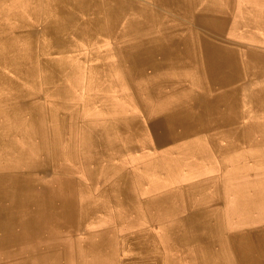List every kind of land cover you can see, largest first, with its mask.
Returning a JSON list of instances; mask_svg holds the SVG:
<instances>
[{"label": "rangeland", "instance_id": "1", "mask_svg": "<svg viewBox=\"0 0 264 264\" xmlns=\"http://www.w3.org/2000/svg\"><path fill=\"white\" fill-rule=\"evenodd\" d=\"M0 1V133L4 130L0 142L13 141L19 152L17 161L9 159L10 162L0 166V171L18 172L24 189L18 195L17 207L7 214L15 220L0 229V264L3 260L6 264H118L119 259L133 255L134 248L128 245L139 233L151 234L161 244L160 254H167L168 248L163 247L166 221L177 217L164 204L163 194L170 188L167 180L173 179L172 172L182 170L177 168L180 159H186L183 165H190L199 151L180 147V144L170 146L172 141H162L159 136L156 139L161 142L150 144L152 138L143 132L138 135L113 132L98 136L113 122L116 124L130 115L135 116L138 103L129 94L132 88L144 89L147 85L143 78L140 79L144 74L133 75L128 71L127 63L121 61L122 48L135 42L130 34H118L128 18L119 21L116 31L112 32L105 26L107 20L102 0L76 6L72 5L75 0ZM140 1L138 6H145L146 15L148 11H154L156 17L146 20L137 8L130 12L129 18L135 14L134 19L148 26L147 31L135 39L148 40V37L166 34L188 36L192 41L188 50L181 54L173 52L166 59L172 66L178 64L177 69L188 67L191 74L187 73L183 78L199 85L204 57L195 50L193 42L198 41L202 29L194 27L198 25L190 19L198 0H167L157 4H152L154 0ZM254 2L248 4V8L242 1L241 5L251 15L259 16L253 25L264 31V0ZM239 8L241 10V6ZM48 26L56 32L54 37ZM241 37L227 31L225 38L238 40ZM262 38L264 40V34ZM49 66H54L56 71L52 76L48 73ZM177 78L175 73L171 75L172 84ZM176 85L177 82L174 88ZM173 106L178 105L171 103L168 107ZM25 107L30 108L25 110ZM159 110H167V106ZM147 113L149 108L138 117L148 122ZM30 117L37 122V130L29 126ZM173 139L179 142L181 137L173 136ZM120 176L124 182L116 181ZM251 191L253 195L246 202V207L251 210L248 212L247 209L246 216L240 207L235 210L236 217L231 221L236 226H252L264 221V169L252 170ZM67 203L73 206V219L66 218L64 206ZM6 205L9 207L10 203ZM29 219H33V223L24 224ZM54 242L67 248L62 259H52L55 260L52 262L48 261L49 257L40 258L42 262L37 263L35 258H23L33 250L43 252ZM188 250L194 251L186 247L185 252L189 253ZM180 253L182 250L177 255ZM170 259L167 264H173ZM180 260L181 257L178 264H217L195 257L184 263Z\"/></svg>", "mask_w": 264, "mask_h": 264}, {"label": "bare ground", "instance_id": "2", "mask_svg": "<svg viewBox=\"0 0 264 264\" xmlns=\"http://www.w3.org/2000/svg\"><path fill=\"white\" fill-rule=\"evenodd\" d=\"M139 1L138 0H102L104 4L105 16L107 20L105 26L108 30L115 32L117 28V23L123 19L128 18L126 20V24L123 26L122 29H120L118 34L123 36L130 34L133 36L135 42L129 46H124L122 48L123 50L121 52L122 54L121 61L127 63L128 71L130 73H133V75L135 73L140 75L144 74L140 79L143 78V80L147 82V85H144L146 86L144 89L143 88L134 89L131 87L132 91L130 92L129 95L133 101H137L138 103V107L136 108L135 111V116L130 115L129 117L123 118L121 121L116 122V124L115 122H113V125L104 127V132L100 131V133H98V136H101L104 133L112 134L113 132H118L121 134L126 133L127 135H136V134L138 135V133L143 132L145 133V135L152 138L150 144L153 145H156V141L161 142L160 140L162 139V141H167V140L172 141L170 143L171 144L170 146H175V144H180V147L186 146V148L190 147V150L193 151L198 150L199 153L197 154L195 161L194 162L187 161L190 163V165H183V161H186V159L184 160L180 159V165H177V168H180L182 170L172 172L173 175L171 177H173V179L167 180V182L170 184L172 182L175 181L177 182L181 180L183 177H185L186 179L189 178L187 180L188 182H185L183 185H179L182 186L181 190H177V188H174L172 194L171 191L170 192L167 191L169 193L168 195L171 196L185 195L187 197H191L194 195L197 196L198 194L199 195L206 194L205 193V189H207L206 184L209 181H207L208 178L204 176L206 174L203 171L193 169L195 168V166L193 165L195 164L196 161H200V162L203 161L209 164L210 166H213L214 164L219 162L218 158H221L222 156L230 153L231 151H235L236 153H238L239 151V153L242 155L240 156V158L237 157L236 161L233 162L236 166H240L238 164L239 162L242 166L251 164L253 169L255 168H258V170L264 169V40L262 38L264 31L263 30L261 31V28H257L258 26L253 25V21L256 20L259 16L256 17L255 16L256 14L251 15V12L246 11L245 8H243L241 5V1H242L244 2L245 7L248 8V4L253 3L254 0H198L196 5L194 6L193 16L190 17V19H193L195 23L198 25L194 27L202 29V31L198 35L199 36L198 41L193 43L195 50L198 51V53H200L204 57V61L202 63L200 70L201 83L199 85L194 84L191 79L183 78L185 74L187 73H188L187 75L191 74V70H189L188 67L184 66L185 68L179 67L177 69L178 64L177 65L174 64L172 66V63H170L169 60L166 59L167 58L166 56L173 54V52L174 53L178 52L177 54H181V52L188 50V44L189 43L192 44V41L188 36H184V34L183 36H176L177 34H174L175 36L166 34L165 36L158 35V37H156L157 35H155V37L151 39H149L148 37V40L135 39V37L137 38L141 33L144 34V32L147 31L146 29H148V26L146 27V25H143L142 22L140 23L137 19H134L135 14L134 16L129 18L130 12L136 10L137 8L139 13L146 20H151L154 17H156L154 11L147 10L148 12L146 15L145 10H143L145 9V6L144 5H143L144 7L142 5L138 6ZM163 1L166 2L167 0H154L152 4L162 3ZM85 2H88L90 4L92 3V0H75L74 4L72 3L71 4L76 6V5H81ZM235 6L238 7L237 10L234 9ZM240 6H241V10L239 8ZM180 14L182 15V13ZM262 18L264 21V13ZM262 27L264 29V23L262 24ZM47 29L49 30V26ZM49 31L50 32L52 31L53 37L54 35H56V32L53 29ZM227 31L228 32L232 31L235 32L236 34L238 33L242 35V37L238 40L226 39L225 37ZM249 35H251V37H247ZM255 38L258 41H256ZM26 47L27 46H25V48ZM158 56L161 58H157ZM49 67H50L49 69L50 71L48 73L49 75L52 76L54 73H56V71L54 70V66H49ZM108 71L110 72V70ZM173 73H175L178 76V78L176 79L177 88H174L175 87L174 84L176 82L172 84L171 75ZM12 81L14 80L12 79ZM128 85L131 86L130 83H128ZM138 85H142V84H138ZM171 103L177 104L178 106L168 107L169 104ZM163 106H167V110L161 112L159 109L162 108ZM29 108L30 107L27 108L25 107V110ZM145 108H149V113H147L149 118L148 122H145V120L142 119V117H138L140 116V113L144 112ZM6 113L7 111L5 110L4 114ZM143 121L146 124L142 123ZM29 122H30L29 126L31 128H34V130H37V125H36L37 122L34 121L32 117H30ZM2 125H5V123L3 122ZM1 133L3 134L4 130H2ZM206 134L211 136L208 137L202 136ZM158 136L161 139L159 140L156 139V137ZM173 136L174 137L180 136L181 137L180 141L178 142V139H173ZM184 151H186V149H184ZM18 153L19 152L13 146V141L3 144L0 142V156H1L0 166L2 164L10 162L9 159H11L12 161H17ZM167 155H171V154H167ZM3 156H6L5 161H2ZM17 173L18 172L11 173V172L0 171V229L1 228L5 229L6 226L8 227L7 225L8 223H13V221L15 220V218H11V216L7 214L11 209L14 208V206L15 208L17 207L16 201L17 198L19 197L18 195L20 194V191L24 190L22 186V181L19 180V178L17 177L18 176ZM217 178L218 177L215 176L214 178H212V181L213 179L215 180ZM116 179H118L116 181L119 182L125 181L122 178V176ZM208 180H210V178ZM214 191L215 188L211 190V192L208 194L216 195L217 192ZM248 192L250 193V191ZM248 192L247 194H249ZM122 194L124 193L122 192ZM252 195L253 194L251 191L250 195L243 196L240 201L241 207L238 206V208L240 207L243 210L245 216L247 215L246 213L248 209V207H246L247 205L246 202L247 200L249 201L251 199ZM166 198H167V193L165 192L163 194L165 206H167ZM7 202L10 203L9 205L10 208L7 207L6 205ZM169 203H170L169 208L174 213L175 210H179L178 213L179 214L181 213L180 215L185 213L181 217L178 218L173 217L171 220L168 219L166 221V225H165L166 229H164L165 244L163 245V247H167L169 252H174L177 249H181V248L183 249V247L187 245L189 246V244L195 246L197 243L198 244L203 243L204 245L207 244L212 245L216 242V238H217L216 231L219 230L220 226L225 225L224 223L225 220L222 224L223 218L220 217L221 213H219L217 210L212 212L209 211L210 209H214V207L217 205L215 206L213 205L209 209H202L200 207H197L196 206L197 204L194 205L195 207L194 206L192 207L189 201L188 202L185 201L183 203L181 202H169ZM57 205H59V203ZM199 205L202 207L203 203L201 202L199 203ZM250 210L251 209H248V212H250ZM64 211L66 212V218L73 219L74 214H73L72 204L67 203L64 206ZM213 214L221 219L219 218L215 219V217H213ZM75 222L77 223V221ZM32 223H33V219H29L24 224H32ZM263 227H264V221L257 225L248 226L246 228L247 233L245 234L238 233L235 234V236L233 235V237L227 235L228 236L227 241H229V245L230 242L231 243L234 242L235 244L233 245L236 251L235 258L238 261H241V263L238 262L239 264H264V228ZM132 239L133 240H131L128 246L134 248L133 255L129 258L119 259L118 264H162V262L167 264L166 262H168L170 258L169 252L167 254L164 253V255L160 254L161 244L155 241L151 234L139 233L136 237H132ZM6 240L5 242H7ZM227 248L228 247H226V250ZM66 250L67 248L62 243L54 242L48 244L46 250L43 249V252L39 253L36 250H33L30 252L28 256H24L23 258H35V261H37V263H41L42 261L40 260V258L48 259L49 257L50 259H48V261L53 262L55 260L52 259H56V260L62 259L63 258L62 255L66 253ZM93 259L95 260V258ZM169 262H172V260L170 259ZM228 262H222V263L227 264ZM3 264H6L5 260H3Z\"/></svg>", "mask_w": 264, "mask_h": 264}, {"label": "crops", "instance_id": "3", "mask_svg": "<svg viewBox=\"0 0 264 264\" xmlns=\"http://www.w3.org/2000/svg\"><path fill=\"white\" fill-rule=\"evenodd\" d=\"M202 136L208 137L211 135L206 134ZM213 137H216V136H213ZM194 138H197V137H194ZM241 155L242 154H240L239 151L238 153H236L235 151H231L230 153L225 154L221 158H218L219 162L214 164L213 166H210L209 164L203 161L202 163H206V164H194L193 165L195 166V168L193 169L203 171L206 174L204 176L207 177L208 179L210 178V180L207 179V181L209 182L206 184V188H207L205 189L206 194L204 195L198 194L197 196L194 195L191 197H187L185 195L183 196L181 195L173 196L172 195L171 196V195H168L169 193H167V198H166L167 206H170L169 202L183 203L185 201L186 202L189 201L192 207L197 204L196 206L202 209H209L211 206L217 205L214 207V209H210L209 211L212 212V211L217 210L219 213H221L220 217L223 218L222 224L225 220L224 222L225 225L220 226L219 230L216 231V236H217L216 242L217 243L215 242L212 245H209V244L204 245L203 243H200V244L197 243L196 246L189 244V246L187 245L183 247V249L181 248V249H177L174 252H170V258L173 264L179 263L180 256H181L180 261H182L183 263L186 261H190V259H193V257L198 258V259L202 258V262H215L216 259L218 258L216 261L217 264H223L222 262H228V261H229L228 263L231 262L230 264H239L238 262L241 263V261H238L235 258L236 251L233 246L235 245L234 242L233 243L230 242V245H229V241H227L228 236L233 237V235L235 236V234H238V233H241V234L247 233L246 228L248 227V226H236L235 223L231 221V219H234L236 217L235 210L238 209L237 204L238 203L241 204L240 201L243 196L251 194V188H252L253 168L251 164L244 165L245 166L244 168V166H242L239 162L238 164L240 166H236L233 163L236 161V158L237 157L240 158ZM193 161H195V158H193ZM195 163H200V161H196ZM215 176H217L218 178L215 180L213 179L212 181V178H214ZM188 179H185V180L181 179L177 182L175 181V182L170 183L168 185L170 186V188L167 191L171 189L170 191L172 194L174 188H177V190H181L182 186H179V185H183L185 182H188L187 181ZM214 188H215L214 192H217L216 195L208 194ZM248 191H250V193ZM247 192L249 194H247ZM201 202L203 203L202 207L199 205V203ZM178 212L179 210H175V214H177V217L175 218L181 217L182 215L185 214L184 213L180 215L181 213L179 214ZM213 217H215V219L219 218V217H216L214 214H213ZM186 247L187 248L193 247L194 251L191 252L188 250L189 253H186L185 252ZM226 247H228L227 250H226ZM179 250H182V253H180L179 256H177V252ZM176 259L178 260L176 261ZM229 259L232 261H230Z\"/></svg>", "mask_w": 264, "mask_h": 264}]
</instances>
